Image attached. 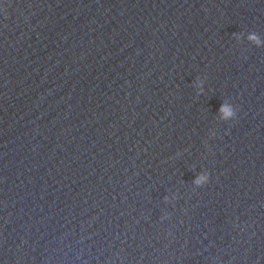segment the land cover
I'll list each match as a JSON object with an SVG mask.
<instances>
[{"label": "water", "instance_id": "95a60500", "mask_svg": "<svg viewBox=\"0 0 264 264\" xmlns=\"http://www.w3.org/2000/svg\"><path fill=\"white\" fill-rule=\"evenodd\" d=\"M0 264H264V0H0Z\"/></svg>", "mask_w": 264, "mask_h": 264}, {"label": "clouds", "instance_id": "9594fccd", "mask_svg": "<svg viewBox=\"0 0 264 264\" xmlns=\"http://www.w3.org/2000/svg\"><path fill=\"white\" fill-rule=\"evenodd\" d=\"M252 39H255L256 37L255 36H253V37H251ZM222 110H225L226 111V109H222Z\"/></svg>", "mask_w": 264, "mask_h": 264}]
</instances>
